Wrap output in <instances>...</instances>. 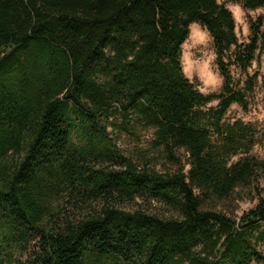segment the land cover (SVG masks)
<instances>
[{"label":"trees","instance_id":"trees-1","mask_svg":"<svg viewBox=\"0 0 264 264\" xmlns=\"http://www.w3.org/2000/svg\"><path fill=\"white\" fill-rule=\"evenodd\" d=\"M233 1L263 8L244 42L218 0H0V264H264V197L221 204L264 177V130L225 118L257 85L264 0ZM192 23L212 37L217 92L183 73ZM145 132L138 156L111 138ZM57 194L84 204L60 215Z\"/></svg>","mask_w":264,"mask_h":264},{"label":"rangeland","instance_id":"rangeland-1","mask_svg":"<svg viewBox=\"0 0 264 264\" xmlns=\"http://www.w3.org/2000/svg\"><path fill=\"white\" fill-rule=\"evenodd\" d=\"M219 3L225 5L232 13L235 20V31L240 42L247 41L249 36V20L255 19L263 13V8L244 9L241 3L233 0H218ZM215 50L212 37L206 28L199 23H192L189 26V35L181 46V67L184 75L191 81L198 82V88L203 93L217 92L222 85V76L215 64ZM231 71L234 76L238 75V70L231 65ZM257 73V85L253 94L250 96L249 104L246 109L240 105L233 103L225 118L228 121L241 119L245 122L255 124L259 129L264 130V44L257 50L256 57L252 62L249 73ZM149 132L143 133L142 141H134L123 135L112 133L111 138L116 143L117 148L125 155L138 156L141 152L148 151ZM252 154L255 157L264 159V143L254 146ZM179 156L182 162L186 161L185 153L180 150ZM161 165H157V169H162L163 165L170 169L176 166L160 161ZM259 196L264 197V177L254 187H239L235 190L233 197L221 204H230L228 207L233 209L234 214H240L243 210L254 204ZM51 207L60 215L73 216L77 209L74 204L77 203L65 194H57L50 201ZM130 204V203H125ZM86 206V205H85ZM84 206V207H85ZM123 207L132 206L123 205ZM134 207L142 208L150 213L163 214V206L155 200L148 201L137 198ZM83 208V206H82Z\"/></svg>","mask_w":264,"mask_h":264}]
</instances>
